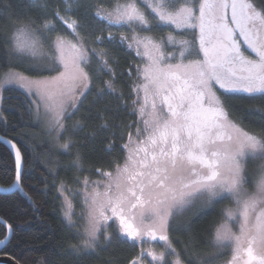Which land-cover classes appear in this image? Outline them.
Here are the masks:
<instances>
[{
	"label": "snow or ice",
	"instance_id": "1",
	"mask_svg": "<svg viewBox=\"0 0 264 264\" xmlns=\"http://www.w3.org/2000/svg\"><path fill=\"white\" fill-rule=\"evenodd\" d=\"M27 2L40 9V18L17 16L7 6L0 7V48L5 60L23 63L27 55H34L43 48L48 34L56 30L53 19L71 29L77 43L70 45L72 55L69 56L65 54L69 45L63 36L57 35L53 41L50 62L63 66L64 71L59 76L51 80L29 79L22 73L10 71L0 80V89L14 83L26 88L29 100L32 95L39 97L36 115L39 116L42 103L45 114H52L54 126L61 129L59 113L70 96L71 85L89 79L81 63H89L84 42L91 25L83 22V14L106 19L109 24L127 25L133 31L134 26L147 32L169 25L182 31L198 29V41H176L174 36L167 37L168 44L177 45V51L168 57L176 63L161 66L165 59L163 53L159 58L149 57L152 63L143 70L145 83L139 86L145 93L140 112L144 115L150 103L153 119L143 121L144 127L137 129V138L143 135L144 139L134 148L124 146L129 148V155L124 166L117 167L115 195H110L113 189L110 184L104 193L107 201L101 205L98 216L105 222L111 219L103 211L110 207L112 216L119 217L124 236L135 240L142 233L129 220L135 219L133 210L139 209L140 216L147 218L151 225L143 235L152 240L158 238L175 252L166 234L169 218L191 205L197 196H207L209 202L217 198L231 199L236 207L224 210L225 222L216 229L214 236L216 246L219 249L232 247V259L228 264H264V164L257 170L252 190L245 187L249 183L245 173L248 160H264V129L257 134L240 126L254 112L264 116V108L241 112L239 119H234L236 105L232 103L236 94H244L248 99H264V0H184V6L179 8H175L177 0H145V6L154 14V22L149 21L136 0L118 4L114 13L106 16H101L99 10L86 13L88 0H61L65 7L53 8L50 13L49 0ZM173 8L175 11L170 10ZM100 39L96 37L97 41ZM125 39L121 37V44ZM133 41L137 48L141 44L146 48L151 45L156 51L164 43L163 40L155 43L150 36L142 39L133 36ZM246 49L254 52L256 58L245 55ZM101 65L108 68V61L101 59ZM25 70L41 72L55 68L47 64L43 67L29 65ZM53 83H62L64 87L52 91L50 85ZM108 88L115 91L111 84ZM219 90H222L220 95L217 94ZM129 142L132 143L131 136ZM11 147L16 149L15 144ZM15 159L16 183L3 189L4 192L23 191L19 149L15 151ZM106 175L111 177L112 174ZM66 215L72 223L71 215ZM229 222L239 223L238 233L232 231ZM99 223L100 219L90 214L89 226L84 229L86 238L82 240L84 249L95 251L99 246ZM110 239L105 236L106 242ZM3 244L5 241L0 240V245ZM74 249L77 253L81 250L77 246ZM221 254L222 251L218 253ZM154 259L163 261V254ZM175 264H183L179 254Z\"/></svg>",
	"mask_w": 264,
	"mask_h": 264
},
{
	"label": "trees",
	"instance_id": "2",
	"mask_svg": "<svg viewBox=\"0 0 264 264\" xmlns=\"http://www.w3.org/2000/svg\"><path fill=\"white\" fill-rule=\"evenodd\" d=\"M116 1L88 0L86 13ZM49 3V13L53 8H64L61 0H49ZM4 6L17 16L40 18L42 15L40 9L29 6L27 0H0V7ZM61 15H64L63 11ZM91 18V15L83 14L84 23L89 24ZM56 21L62 24L60 20ZM59 34L49 33L46 42L52 44V39ZM120 36L111 35V40L107 37L109 42L100 47L108 68L101 65L99 57L90 54L86 68L91 73L92 85L75 114L76 124L67 126L62 136L70 141L68 150H58L50 132L43 129L33 97L29 100L26 92L15 86L4 89L0 135L18 143L25 167L21 182L23 191L0 193V217L13 228L11 240L0 254L11 255L20 264H129L140 254L139 245L117 232L111 241L100 245L95 252L82 250L83 234L66 221L59 192L61 182L73 185L84 175L103 178L106 173L114 171L127 158L128 148L124 146L129 137L138 128H143L138 114L137 89L145 60L141 54L137 55L133 46L128 47V42L121 44ZM29 65L32 63L27 57L23 63L5 60L0 48V80L6 70L12 67L25 70ZM54 68L53 71L27 72L42 75L59 70L58 65ZM109 84L114 92L109 90ZM232 103L236 105L234 116L237 119L241 112L264 108V99H248L244 94H236ZM241 124L259 134L264 129V116L254 112ZM16 175L15 154L0 141V185L11 187ZM226 202L227 199H218L197 210L191 214L187 226L173 231L172 240L178 250L183 251L188 264L189 261L200 264L196 259L204 254L212 256L201 264H228L231 261L230 250L219 249L214 241L216 227L225 219ZM8 233L9 227L0 222V240L6 239ZM74 246L81 249L79 253ZM221 251L223 254L218 255Z\"/></svg>",
	"mask_w": 264,
	"mask_h": 264
},
{
	"label": "rangeland",
	"instance_id": "3",
	"mask_svg": "<svg viewBox=\"0 0 264 264\" xmlns=\"http://www.w3.org/2000/svg\"><path fill=\"white\" fill-rule=\"evenodd\" d=\"M55 1V0H54ZM130 2V0H117L112 5H106L101 8H96V10H99L100 14H103L104 16L107 15L109 12L114 13L115 7L119 5H124L126 3ZM137 6L145 13L146 17L149 19L150 22L153 21V13H151V9L147 8L145 6V0H136ZM63 4V3H61ZM65 7V5L63 4ZM184 6V0H177V3L175 5V8L183 7ZM175 8L170 9L171 11H175ZM94 11V12H95ZM49 18L51 16L49 15ZM75 18V17H73ZM114 18V16H113ZM89 24L91 25V28L87 29L89 35L84 42V50L86 53V56L88 60L90 59V54H95L98 59H105V55L101 57L99 54L104 53L100 47L104 46L109 42L107 37L108 35H115V34H121V36L118 38L121 40V37H126L124 42H128V44H132V46L141 54L143 60H145L144 65L142 67V71L145 69V67L149 66L152 61L149 59L150 56L159 58L160 54L163 53L165 59L161 61V66L166 63H176L177 61L175 59H169L168 57L171 56L173 52L177 51V45L173 44L170 45L167 43V37L169 35L174 36L176 38V41L180 40H189V41H198V29H186V30H180L176 29L175 26L169 25V26H163L160 29H153L151 32L147 31H141L138 26L135 27V31L131 30L127 25L119 24L117 27L112 26L108 22H104L103 20L91 18L89 19ZM53 23L55 24L56 30L54 32L60 33L59 36H63L66 43L69 45V47L65 48V54L66 55H72V50L70 48L71 44L77 43L76 37L73 35L72 30L68 29L66 25L59 24L55 19H53ZM88 24V23H86ZM84 33L81 32V35ZM99 36L101 39L99 41L96 40V37ZM133 36H136L137 38H143L145 36H150L154 39L155 43H160L161 40L164 41V43L161 45L159 51H156L152 48L151 45H148L146 48L143 44L137 48L136 44L133 41ZM52 39L51 43L55 40ZM96 45V46H95ZM198 46V44H197ZM93 49L95 50V53L93 52ZM54 52V49L52 47V44L49 45V43L44 40L43 48L38 49L34 55H27L26 57L31 60L32 65H35L37 67H43L44 65H48L49 67H55L58 65L59 70L55 71L54 73H45V74H30L24 69L12 67L8 70H6L2 74L1 80L4 79V74L11 72H18L22 73L24 76H27L29 79H48L51 80L53 77L59 76V73L61 71H64L63 66L59 64V62H56L54 65L50 62V57L52 56ZM147 53V54H146ZM245 55L250 56L251 58L255 59L256 55L254 52H252L250 49L245 50ZM81 67L84 68V71L88 73L89 79L88 81L78 80L74 84L71 85V93L68 99L65 101L63 105V110L60 111V122L63 124V129L59 128L58 126H54V117L52 114H45V108L44 105L41 103L40 105V114L39 118L42 121L43 129H45L47 132H50L51 139L53 140V143L55 144L56 148L61 151L68 150L64 147L65 144L69 146L68 140L62 139L63 134L65 131H67V126H74L77 122V117H75L76 112L79 110V105L81 101L85 98V94L88 92V90L91 87V73L88 70L87 64L81 63ZM144 78L143 74L141 77L140 84L138 85L137 92L139 94V107H138V114L140 115L141 122L143 124V121L148 120L151 121L153 119L152 116V110L151 105L149 103L148 107L144 109V115H141L140 109L141 106L144 104V96L145 93L139 86L144 84ZM7 86H15L20 88L21 90L25 91L27 93L26 88H21L18 83L5 85ZM4 87V89H5ZM64 85L62 83L57 84L53 83L50 85V89L52 91H57L60 88H63ZM4 89H0V115L3 113L2 109V97ZM222 90H219L217 92L218 95H220V92ZM81 93H84V95H81ZM31 97L34 98L35 102L37 103L39 101V97L36 95H32ZM151 100V97H150ZM157 108L160 107V100L159 98L156 99ZM234 119H237L235 116H233ZM245 131L249 133H256L253 130H249L247 128H244L242 124L240 125ZM144 127V124L142 125ZM136 132H134L131 136L132 143L130 144L129 140L127 142V145L129 147L134 148L140 140L144 139V136H140L137 138ZM129 155V148L126 157ZM127 158L124 160V162L117 167L122 168L126 162ZM264 164V160L261 159H255V160H248L247 164L245 165V173L248 176L249 183L245 186L249 190H252L255 184V180L257 178V170L260 165ZM117 167H115L114 171L109 172L111 173V177L106 175L102 178L99 176H89L84 175L80 178H78V181L76 184L69 185L64 182H61L59 187V192L62 195V213L64 214V217L66 221L69 223L68 216L66 214L71 215V221L72 223H69L71 225L76 226L77 231H79L81 234H83V239H85L84 235V229L89 226L90 222V214H94L97 216V219H100V223L98 227L100 228V231L97 233L100 245H104L107 242L105 241V236H110L112 240V236L117 233H119L122 237L129 239L132 243H135L136 245L140 246V254L139 256L134 260L130 261L129 264H175V261L177 259V254H179L180 260L183 262V264H188L185 262V256L183 251L178 250V248L175 246V241L172 240L173 231H178L181 228L187 226L189 222V218L191 217V214L196 212L197 210H201L203 208H206L207 206L211 205L214 201L211 202L208 201L207 196H197L193 199V202L191 205L187 206L183 211L178 212L174 217L169 218V224L170 227L168 228L166 234L169 237V240L172 244V247L175 249V252H172L171 249L167 247L165 242L160 241L158 238L156 240H152L150 237L143 235L144 232H146L150 227V222L147 218H142L139 214L140 210H133V213L135 215L134 220H129V223L133 224V227L139 228L141 230V237L137 238L135 240L128 238L124 236L123 230L120 226V220L119 217L112 216L111 208L106 207L103 209L104 215L107 217H111V219H108L106 222L103 221L102 218H99L98 212L101 210V205H104L107 201V197L104 196L105 191L108 189V186L111 184L113 185L112 192L110 195H115L116 189H115V183H116V170ZM121 183L123 184V180H121ZM236 207L235 203L231 199H227V202L225 204V209H234ZM128 214L126 212V215H132ZM225 217V216H224ZM226 219V218H225ZM225 219L216 227V229L225 222ZM230 226L232 228L233 232L238 233L239 231V223L238 222H229ZM112 224H114L115 227H110ZM105 229H107L105 231ZM216 233V230H215ZM214 233V234H215ZM215 236V235H214ZM109 242V241H108ZM81 249L86 250L83 248L82 242L80 243ZM98 246V247H99ZM96 247V249L98 248ZM95 249V251H96ZM227 249L230 250V257L232 259V247H227ZM91 251V250H86ZM93 251V252H95ZM163 254V261L160 259H154V257L159 258ZM212 255H206L199 257L196 259L200 264L203 263L204 259L210 258ZM194 259V255L193 258ZM220 264H224V262H221Z\"/></svg>",
	"mask_w": 264,
	"mask_h": 264
},
{
	"label": "water",
	"instance_id": "4",
	"mask_svg": "<svg viewBox=\"0 0 264 264\" xmlns=\"http://www.w3.org/2000/svg\"><path fill=\"white\" fill-rule=\"evenodd\" d=\"M5 140L10 142V143H6V144L11 148V150L14 152V154H15L16 149H19L20 150L19 145H18L17 142L12 141L11 139H9L7 137H3L2 135H0V141H2L3 143H5L4 142ZM11 144H15L16 145V149H13L11 147ZM20 152H21V156H22L21 171H20V186H21L22 185V183H21L22 182V177H23V174H24L23 171H24V167H25V162H24L23 153H22L21 150H20ZM15 183H16V181H15ZM7 188H11V187H7ZM7 188L6 187H3L2 185H0V193L8 194V193H11V192L18 191V189H16V190H13V191H10V192H4L3 189H7ZM0 220H2L7 225V227H9V233H8L6 239H4L5 244L0 245V250H2V249H4V247H6L9 244V242H10V240L12 238L11 236H12L13 228L10 225H8L6 223V221L3 220L1 217H0ZM0 263H2V264H20L19 261H17L16 259H14L11 255L9 256L7 254H0Z\"/></svg>",
	"mask_w": 264,
	"mask_h": 264
},
{
	"label": "flooded vegetation",
	"instance_id": "5",
	"mask_svg": "<svg viewBox=\"0 0 264 264\" xmlns=\"http://www.w3.org/2000/svg\"><path fill=\"white\" fill-rule=\"evenodd\" d=\"M101 16H104L103 14H100ZM106 16V15H105ZM104 22H108L106 19L105 20H103ZM112 26H117V24H111Z\"/></svg>",
	"mask_w": 264,
	"mask_h": 264
}]
</instances>
